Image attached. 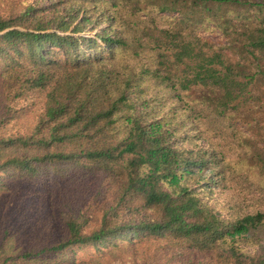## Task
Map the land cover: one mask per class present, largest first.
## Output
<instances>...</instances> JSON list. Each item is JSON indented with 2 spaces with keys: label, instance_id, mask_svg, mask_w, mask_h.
Instances as JSON below:
<instances>
[{
  "label": "trees",
  "instance_id": "1",
  "mask_svg": "<svg viewBox=\"0 0 264 264\" xmlns=\"http://www.w3.org/2000/svg\"><path fill=\"white\" fill-rule=\"evenodd\" d=\"M0 264H264V0H0Z\"/></svg>",
  "mask_w": 264,
  "mask_h": 264
}]
</instances>
